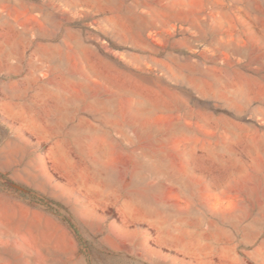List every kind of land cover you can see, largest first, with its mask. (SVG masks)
Returning <instances> with one entry per match:
<instances>
[{
  "label": "rangeland",
  "instance_id": "obj_1",
  "mask_svg": "<svg viewBox=\"0 0 264 264\" xmlns=\"http://www.w3.org/2000/svg\"><path fill=\"white\" fill-rule=\"evenodd\" d=\"M0 264H264V0H0Z\"/></svg>",
  "mask_w": 264,
  "mask_h": 264
},
{
  "label": "trees",
  "instance_id": "obj_2",
  "mask_svg": "<svg viewBox=\"0 0 264 264\" xmlns=\"http://www.w3.org/2000/svg\"><path fill=\"white\" fill-rule=\"evenodd\" d=\"M32 199L39 202L40 204L46 206L47 208H49L50 210H54L56 211V209L54 208L55 206H59L57 203L53 202L52 200H48V199H45L43 197H37L35 195L32 196ZM68 224L73 227L71 225V223H69V221H67Z\"/></svg>",
  "mask_w": 264,
  "mask_h": 264
},
{
  "label": "bare ground",
  "instance_id": "obj_3",
  "mask_svg": "<svg viewBox=\"0 0 264 264\" xmlns=\"http://www.w3.org/2000/svg\"><path fill=\"white\" fill-rule=\"evenodd\" d=\"M145 205H147V204H145ZM142 208V207H141ZM150 208V207H149ZM148 211V210H147Z\"/></svg>",
  "mask_w": 264,
  "mask_h": 264
}]
</instances>
